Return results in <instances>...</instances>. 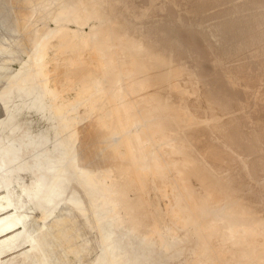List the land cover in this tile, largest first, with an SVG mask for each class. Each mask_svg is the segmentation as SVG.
<instances>
[{"label":"bare ground","instance_id":"1","mask_svg":"<svg viewBox=\"0 0 264 264\" xmlns=\"http://www.w3.org/2000/svg\"><path fill=\"white\" fill-rule=\"evenodd\" d=\"M93 1L63 0L67 8L57 12L53 27L47 34L40 36L39 30L24 34L25 40L34 44L32 53L24 55L22 49L25 43L20 38L0 49L8 56L15 53L19 55L9 69L0 72V82L10 81L13 77L20 78L28 69L30 59L35 57L42 62V66L34 76L30 75V79H36L38 85L45 90V97L34 95L31 101L26 99L29 91L23 84L28 81L27 78L18 83L19 95L22 96L20 102L13 108H7L6 100L0 103L3 106L0 108L3 112L0 117V152L7 151V168L0 173V190L5 189L0 193V211L4 213L0 217V234L13 233L8 240L11 244L18 236H27L29 242L41 251L48 264L51 263L50 254L58 248L63 250L62 258L52 264H73L86 252L87 245L79 241L78 234L77 244H72L69 239L71 234L63 226L72 221L69 207L81 215L87 208L81 204L77 195H67L61 182L70 181V178L59 176L62 168L58 166L57 152L53 149L49 152L44 150V137L49 123L52 130L55 128L58 116L64 115L66 124L78 112L88 110L90 104L85 97L87 93L84 83L91 76H95L96 90L101 92L103 80L117 71L125 78L121 82L122 79L118 76V85L107 93L102 107L111 108L114 135L122 139L125 148V162L121 164L120 177L103 179L97 185L91 181L88 172L80 170L75 178V181L81 183L84 180L89 184V194L85 198L93 202L97 199L102 212L91 219L92 224L97 225L94 230L98 235L99 249L93 264L115 263L116 260L110 261V255L114 257L116 253L117 258L123 244L121 239L111 238V234L108 237L104 232L105 225H110L109 215L103 211V207H114L115 202L110 194L116 193L126 200L130 190L140 200V204L134 208L136 215L146 219L152 237L158 239L163 246L174 242L177 230L184 229L199 215L210 212L207 207L210 200L219 204L217 212L226 211L230 217L244 220L243 231L249 236H258L264 242V120L254 126L244 114L247 109H256L264 117V0H139L145 6L140 9L141 12H138L136 5L133 6L135 10L129 9L128 5L133 3L132 0ZM117 11L122 13L124 19L112 23L119 28L123 38L119 39L117 50H109L104 43L97 44L94 40L106 27H110L104 23L110 21ZM145 14L155 22L169 27L191 47L204 51L205 58L185 48L180 50L184 56L202 67L213 63L216 79L245 99L244 102H238L203 92L198 101L190 103L189 107L195 116L201 113L202 108H208L210 116L215 119L213 124L218 123L220 117L229 114L233 108L237 109L224 138L228 141L238 140L253 152L254 165L247 174L248 178L243 179L238 174L227 178L202 162L206 173L217 181L226 183L229 201L225 198L216 199L210 193L200 198L191 188L186 165L189 162H201V156L193 150L189 140L182 139L181 136L187 133L186 129L171 127L172 123L185 124L190 120L189 113L181 111L178 106L179 100L188 101L189 96L181 97L179 94L174 103H170L172 90L169 87H155L147 76L131 75L138 63L133 22ZM83 21H97L99 24L91 25L86 33L78 36L62 25H56ZM25 26L26 22H23L19 29L23 31ZM67 37H78L83 49L77 55L65 58L66 48L60 46L56 55L50 57V43L62 42ZM88 45L94 50L98 63L96 70L89 69L85 63L89 54L84 52V47ZM120 50H126V58H121V68L118 71L115 56ZM7 61L9 58L1 60L0 68ZM64 63L71 65L69 73L63 72L61 66ZM52 75L51 81L48 77ZM132 96L141 104V112L135 109ZM6 111L10 114L6 115ZM156 115L159 117L156 118ZM20 119L23 122L21 127L18 124ZM34 119L38 122L33 125L36 122ZM242 120L246 121L247 131L241 127ZM103 121L107 123L106 120ZM111 121L107 124H111ZM101 122L102 120L99 123ZM41 125L46 129L38 136ZM54 133L53 140L57 137L60 140V131L54 130ZM26 134L24 144L16 143L12 147L15 135H20L17 139H24L22 135ZM29 135L33 144L29 142L26 145ZM25 145L27 149L31 145V148L37 147L29 159L20 158L26 150ZM66 153L65 165L72 168L77 164L78 158L70 150L66 149ZM45 160L47 166L44 165ZM163 195L168 198L166 205L162 201ZM61 203H67L69 211L66 209L67 214L55 215ZM124 203L127 205L126 201ZM50 217L51 221L46 224L45 221ZM37 222L41 226L34 229ZM111 227L115 229V226ZM124 227L128 232L137 229L134 221ZM195 235L194 254L182 264H264V246L259 248L256 244H251L250 238L242 237L237 227L230 229L222 243L216 224L210 221L201 222ZM62 238H66V241L61 242ZM229 242L248 249H240L230 261H226ZM138 258L139 256H134L135 260Z\"/></svg>","mask_w":264,"mask_h":264},{"label":"rangeland","instance_id":"2","mask_svg":"<svg viewBox=\"0 0 264 264\" xmlns=\"http://www.w3.org/2000/svg\"><path fill=\"white\" fill-rule=\"evenodd\" d=\"M132 1L134 4L129 3V9H132L136 5V8L138 7L139 9L137 11L141 12L140 9L145 8L143 2L139 0ZM90 2L93 3L94 1L90 0ZM65 8H67V4L63 3V0H0V49L9 46L12 41H17L20 38L25 43L22 49L24 55L32 53L34 44L26 41L24 34L28 31L39 30V35L44 36L53 27V20L57 12ZM133 9L135 10V8ZM69 12L71 13V9H69ZM143 16H140L133 22L135 28L134 39L138 46V63L135 65L131 75L137 77L147 76L148 80L155 87H169L172 90V96L169 98L170 103H174L179 94L181 97L189 96L188 101H185V99L179 100L178 106L181 111L189 113L190 120L185 124L172 123L171 127L176 129L179 126L186 129L187 133L185 136H181L182 139L189 140L193 150L201 156V162H189L186 165L191 188L193 193L200 198L210 193L216 199L225 198V200L229 201V193L225 187L226 183L217 181L206 173L203 168V163L223 173L227 178H233L236 174L243 179L248 178L247 174L251 166L254 165L252 163L253 152L238 140L228 141L224 138L226 131L229 129L230 121L237 113V109L233 108L234 110L229 112V114L222 118L220 117L218 123L213 124L215 119L213 116H210L208 108H202L201 113L199 112V115L195 116L189 110V107L190 103H196L198 101L200 94L203 92L217 94L219 97L231 98L238 102H244L245 99L237 92L229 90L216 79L213 63L208 67H202L180 52L181 48H185L205 58L206 53L204 51L191 47L185 39L176 36L169 27H165L150 19L148 14ZM122 17L123 15L120 11L115 12L111 16V20L104 23L105 26L109 24L110 27H106L94 41L97 44L104 43L105 47L109 50H117L119 46L118 41L120 38H123V35L119 28L112 22L119 19L123 20L124 18ZM23 22H26V26L21 31L19 27ZM93 24L98 25L99 23L97 21H91L89 23L83 21L77 24L69 22L56 25H62L65 29L72 31L75 36H78L86 33ZM124 42H127V37L124 38ZM60 46L66 48L64 53L65 58L77 55L83 49L78 37H67L62 42L56 43L52 41L50 43L49 56H55ZM84 52L89 54V57L86 58V66L89 69L96 70L98 63L93 54L94 50L88 45L84 47ZM18 56L16 53L8 56L0 50V61L9 58V61L0 68V72L7 68L9 69L11 63ZM115 58L117 70L120 71V61L121 58L122 60L126 58V50H120ZM143 63L144 65H142ZM41 66L42 62L32 57L29 61L28 69H26L20 78L13 77L10 81H1L0 103L2 100H6L8 102V107H6L13 108V106L20 102L19 99L22 96L19 95L18 83H21V81L27 78L28 81L23 85L25 88H28L29 95L25 98L31 101L34 95H42L45 97L44 88L38 85L36 79H30V75L34 76ZM61 68L64 73H69L71 65L64 63ZM53 76L48 77V79L52 81ZM118 76L121 77V82L125 78L124 75L118 74L117 71L113 75L107 76L103 80V90L101 92L96 90L95 76H91L84 83L87 93L85 97L88 98L90 104L88 110L86 112H78L66 124L65 116H58L54 123L55 128L52 130L51 124L49 123L47 135H45L46 138L44 137V150L49 152L53 149L57 152L58 166L62 168L59 171V176H65L67 179L70 178V181L61 182L67 195H70V193L77 195L76 197L80 199L81 204H84L87 208L85 213L81 215L74 208L69 207L67 203H61L54 213L55 215H64L67 214L66 209L68 210L70 208L71 213L69 214L72 221L70 224L64 225L63 229L70 232L71 236L69 239L72 240V244H77L76 234H78L79 241L87 245L86 252L80 255L73 264L94 263L99 249L98 235L94 230V227L97 225L96 223L92 224L91 219L94 215L102 214L97 199L93 202L85 198L89 194V184L84 180L81 183L75 181L78 172L80 170L88 172L91 181L98 185V182L103 179L119 178L121 164L125 162L123 159L125 148L122 144V139L114 135L115 125L111 121V108L102 107V104L106 101L107 93L118 85ZM74 94L73 87L72 95ZM132 97L131 99L135 109L141 112V104L136 101L137 98ZM0 108H3V106L0 105ZM9 114L6 111V115ZM244 114L254 126H257L264 120L263 115L256 109H247L244 111ZM2 115L3 112L0 109V117ZM158 117L156 115V118ZM101 120L102 122L99 123ZM103 120H106L107 123L111 121V124L109 123V125ZM34 121L36 120L34 119ZM37 122L38 120L35 123L32 121L30 123L34 125ZM21 123L23 124L20 119L18 122L20 127ZM43 126L41 125L37 133L38 136L46 129ZM241 127L244 131H247L248 126L246 121H241ZM54 130L60 131V140L58 137L53 140ZM19 136L15 135L12 147H15L16 143L24 144L23 142L27 134L22 135L24 139H17ZM29 137L26 145L29 142L33 144L31 135ZM26 145V150L20 158L24 157L29 159V156L33 155L37 150V147L31 148L32 145H29L30 147L27 149ZM66 149L74 152L78 158L77 164L72 168H68L65 165L67 157ZM72 157L74 158V155ZM173 157L178 158V156ZM44 165L47 166V161L44 162ZM6 168L7 151L0 152V173ZM45 179H47L46 176ZM4 191L5 189H1L0 193ZM109 196L114 200L115 205L113 208L109 205L103 207V211L111 217L108 216L110 226L104 224L106 228L104 232L108 237L111 234V238L121 239V243L123 244L117 258L116 253H114V257L110 255L109 259L111 262L116 260L114 264H182L192 258L196 249L195 230L204 221H210L216 224L221 243L228 236L230 229L237 227L242 237L250 238L251 244H256L259 248L264 246L263 240L259 239L258 236H249L243 231L242 226L245 224L244 220L234 219L226 211L217 212L216 210H218L219 204L212 200L207 203L210 212L199 215L198 218L189 222L184 229L177 230L175 232L174 242L163 246L158 239L152 237L146 219L140 215H136L134 208L140 204V200L135 198V193L132 190L129 191V197H126V200L116 193L110 194ZM125 201L127 205H125ZM162 201L165 205L168 203L166 195L162 196ZM3 214V211H0V217ZM51 219L52 217L48 218L45 223L48 224ZM132 221L136 223L137 229L128 232L124 226L130 225ZM35 224L34 229H38L41 226L39 222ZM111 226H115V229ZM12 235L14 234H0V264H48L41 251L29 242L27 236L20 235L11 244L8 240ZM65 241L66 238L61 239V242ZM240 249L247 250L248 248L229 242L225 260L230 261L234 254L240 252ZM62 255L63 250L61 248L52 251L49 256L50 264L61 259ZM135 255L139 256L137 260L134 259ZM220 264H225V262Z\"/></svg>","mask_w":264,"mask_h":264}]
</instances>
